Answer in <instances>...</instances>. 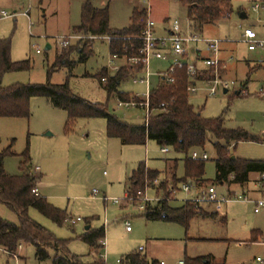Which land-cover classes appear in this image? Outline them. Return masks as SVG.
Masks as SVG:
<instances>
[{"label": "rangeland", "instance_id": "1", "mask_svg": "<svg viewBox=\"0 0 264 264\" xmlns=\"http://www.w3.org/2000/svg\"><path fill=\"white\" fill-rule=\"evenodd\" d=\"M83 2L0 0V11L13 15L0 18V38L11 40L12 61L28 59L30 64L27 70L5 74L0 72V83L2 86L17 83L44 84L49 81L61 84L69 80L75 94L91 102L108 103L109 109L121 119L141 124L146 119V110L119 106L116 96L109 98L107 90L101 86L105 84L97 76L111 56L109 41L106 38H89L74 31V27L81 22ZM231 2L233 12L228 20L209 23L192 31L187 6L177 0H92L97 8L108 6L112 28L122 29L129 25L134 8L142 10L150 6V15L156 21L155 28L160 33L178 25L182 35L193 33L200 38L222 39L221 58L227 62V72L221 70L219 74L229 84L228 92H224L225 87L219 85L216 93L209 95L205 84L199 82L200 90L190 92L189 101L201 111L204 118L222 117L226 128H243L263 138L264 100L258 95V90L264 80V68L258 65V69H251L264 60V51H249L241 35L245 28L251 27L259 37H264V9H252L255 3L264 5V0ZM243 12L246 13L245 18L241 17ZM60 36H72L70 44L61 47L56 40ZM86 42L93 50L86 60L79 61L80 54L74 51L70 58L75 62L72 67L58 61L63 49L82 48ZM48 44L51 49H46ZM197 46L202 48V55H209L203 42ZM125 61L123 63L128 67ZM203 63L202 59L198 61V65ZM168 64L167 61L151 59L149 71L153 74L163 72ZM131 73L129 71L128 75ZM208 73H212V69H206L205 75ZM158 78L157 75L150 78L149 88L157 85ZM245 83L243 95L237 96L236 91ZM119 90L144 96L148 87L144 83H133L129 77L121 83ZM67 120L66 111L53 107L45 97H33L30 100L29 117H0V151L10 148L16 154H21L28 147L32 168H40L37 183L39 193L55 206L67 210L69 219L59 226L36 209H31L30 215L58 238L70 239L69 250L79 255L85 264H97V259L105 264H120L124 255L141 249H144L148 258L163 259L167 264H178L185 256L197 255H213L217 261L226 259L228 264H264V243L260 235L259 241H252L255 232H261L264 240V209L255 213V204L251 201L206 204L218 216L194 218L188 229L175 222L147 220L144 217L145 210L139 208L141 199L138 193L125 198L132 169L140 161H145L148 168L165 171L169 168V162L178 159L176 174L184 177V154L173 149L165 154L153 141H148L146 145H122L118 139L107 136V122L104 118H78L70 129L66 127ZM214 142L216 138L209 134L205 148L195 149L199 153L206 151L209 156L205 162L206 181L203 185L213 184L219 194L230 191L231 195L235 193L242 196L243 191H246L252 200L263 198L262 192L252 191L256 175H252L251 181L244 187L236 183L221 184L215 181L217 152ZM230 149L235 158L264 159V143L260 141H242ZM193 151L189 153L190 156ZM20 160V156H7L6 171L12 175L19 174ZM156 180L149 187L141 189L147 199L151 200L149 203L155 204L164 194H168L171 199L177 198L171 201V205L180 206L188 197L183 190L176 192L170 173L164 178L158 175ZM161 182L165 189L157 192ZM0 216L11 222L18 221L16 214L2 203ZM77 217L82 221L73 224L71 219ZM89 219H92V227L104 226L106 230L105 246L97 254L91 252L90 247L80 238ZM127 221L129 231L126 229ZM50 255L51 258L39 261L35 247L22 244L15 257L0 248V264H51L55 251L50 250ZM257 257L263 259V262H258Z\"/></svg>", "mask_w": 264, "mask_h": 264}, {"label": "trees", "instance_id": "2", "mask_svg": "<svg viewBox=\"0 0 264 264\" xmlns=\"http://www.w3.org/2000/svg\"><path fill=\"white\" fill-rule=\"evenodd\" d=\"M187 6L188 19L194 28H203L205 25L222 20H228L233 12L231 0H177ZM146 10L134 8L128 26L122 29L112 28L108 6L97 8L92 0H84L81 7V22L74 27V31L83 36H110V53L123 56H139L142 41L139 36L145 27ZM77 51L79 61H84L93 53L91 45L84 43L82 48L71 47L63 49L58 61L72 67L71 54ZM30 69L29 60L19 62L11 59V40L0 38V72L2 74ZM131 68L121 67L112 76H108L106 68L97 76L100 80L107 77L104 88L108 96H116L119 102L135 100L142 101L137 96L118 90L119 84L128 76ZM142 69L138 66L136 70ZM49 77L51 72L49 71ZM174 83H167L160 79L150 91L148 119L141 124L129 123L115 115L108 103L91 102L75 94L69 85V80L61 84L47 82L17 83L2 86L0 83V117L26 118L30 116V100L36 96L45 97L50 104L67 112V129L73 126L78 118H104L107 122V136L118 139L123 145H146L148 141L155 142L159 147L168 146L176 152L184 154V177L177 178L174 166L172 175L173 187L176 192L181 191V184L187 181L195 182L198 186L206 181V160L193 159L190 152L195 149H204L208 135L216 138L214 147L217 152L215 181L223 183L245 184L249 181L251 173L264 172L262 159H232L231 146L242 141H262V138L250 134L243 128L230 129L224 126L222 117L204 118L201 111L196 109L189 101L187 86L189 76L186 68H178L173 73ZM237 96L242 90L236 91ZM164 104V106L162 105ZM12 146V145H11ZM7 156H20V173L9 174L5 169ZM159 172L151 170L141 161L131 172L129 188L126 198L144 187L152 185ZM31 166V156L28 147L16 154L10 148L0 151V203L7 206L17 216V222L8 221L0 216V248L9 256L17 254L22 244H31L35 247V255L39 261L51 258L50 250L55 251L51 264H85L79 255L69 250L70 239L58 238L52 231L37 222L30 215L31 209H36L43 216L56 225L62 226L68 219L67 210L52 204L47 197L35 194L38 179ZM161 182L157 192L165 189ZM168 194H164L155 204L147 203L144 217L147 220H164L175 222L189 228L191 220L195 217L215 218L217 213L208 214L200 207L190 202H183L180 206L171 205ZM224 219V218H223ZM90 224V220L88 221ZM105 227H90L80 238L95 254L104 248ZM258 236H253L256 241ZM97 264H105L101 260ZM120 264H161V261L148 258L144 249L124 255ZM184 264H227L225 261L215 262L211 256H185Z\"/></svg>", "mask_w": 264, "mask_h": 264}, {"label": "built area", "instance_id": "3", "mask_svg": "<svg viewBox=\"0 0 264 264\" xmlns=\"http://www.w3.org/2000/svg\"><path fill=\"white\" fill-rule=\"evenodd\" d=\"M264 9V5L259 3H255L252 6L253 10ZM13 15L8 14L4 10L0 11V18H7L12 17ZM155 21L152 19L150 15V9H146V16H145V27L142 31V34L139 36V39L142 41V46L139 50V56H123L121 57L119 54L114 53L111 54L109 60V67H111L115 72H118L121 68L120 65L116 64L117 60L120 58H124L127 64L135 69L138 66H142V71L145 72L144 77H133V82L136 83H144L147 85L148 90L146 94L143 96L144 98L142 101L137 102L135 100L129 102H120V105L126 107H141L146 110V119H148L150 115L149 109V99H150V76L152 75L149 71V63L151 59H161L167 60L170 56L163 50L164 47L170 46L172 52V59L171 64L168 70L165 73L160 74V77L164 79L167 83H174L173 73L178 68H186V71L189 76V84L187 86L188 93H196L200 90L198 87L199 81H202L206 88L205 90L208 91L209 95H213L216 93L217 88L219 85H223L225 88L229 86L226 81H223L222 76L219 74L221 70H224L225 66L221 64L220 60L218 59L219 51H220V44L222 40L220 39H207V38H200L197 35H188L183 36L180 34V29L178 25H175L172 28L171 34L165 37H159L156 35L155 32ZM72 36H60L57 37L56 40L60 43L61 47H66L70 44ZM89 38H106L108 41L111 40L110 36H89ZM244 43L247 44V48L249 51H255L257 49H261L264 51V37H259L258 33L251 27H247L244 29L242 34V39ZM205 41L207 43V49L210 52V57L204 60V64L207 66L208 69H212V73H208V75L200 74L197 68L193 65L184 61L182 56L186 53H189L193 44L197 42ZM36 50H39V47L34 45ZM136 70V69H135ZM201 77V79H199ZM108 78H102L103 83H107ZM258 95L264 99V83L260 86L258 90ZM164 106V104H162ZM171 150L170 147L164 146L161 147V151L163 153H169ZM193 159H200V160H207L209 158L208 153L202 152L199 153L198 151L194 150L191 154ZM39 167H35L33 172L36 176H39ZM157 181V180H156ZM258 185L263 190L264 189V172L260 173ZM199 188L193 182L187 181L181 184V190H183L188 195L191 194L194 190H198ZM33 192L35 194H39L38 188H34ZM94 195L97 194V191L93 190ZM138 198L141 199V203L139 205L140 209L145 210L146 204L149 203L151 200L147 199L146 193L142 191H138ZM127 196V195H126ZM161 199V198H159ZM158 199V200H159ZM248 195L243 193V195H236L234 194H219L217 192L216 187L213 184L207 185L203 189L198 190V194L193 197H187L184 202H190L195 206H202V204H215V203H229V202H236V201H250ZM114 202L118 203V199H113ZM264 207V197L258 200H255V212H259L261 208ZM80 217L74 219L72 218L71 221L73 224L81 221ZM126 229L130 230L129 222H125ZM105 245V241L103 242ZM17 256L14 254L13 257ZM104 257V254L102 255ZM258 262H263V259L260 257L257 258ZM161 264H166L165 262H161ZM178 264H184V261L181 260Z\"/></svg>", "mask_w": 264, "mask_h": 264}, {"label": "crops", "instance_id": "4", "mask_svg": "<svg viewBox=\"0 0 264 264\" xmlns=\"http://www.w3.org/2000/svg\"><path fill=\"white\" fill-rule=\"evenodd\" d=\"M152 1V0H151ZM150 9V13L152 12V10H151V8H150V6H148V7H143L142 8V10H146V9ZM244 13V12H243ZM242 14V13H241ZM245 15H246V13H245ZM152 17V16H151ZM153 19V18H152ZM154 20V19H153ZM155 21V20H154ZM155 23H156V21H155ZM128 26V25H127ZM156 26V25H155ZM126 27V26H125ZM190 27H191V30L193 29L194 30V27L192 26V25H190ZM179 29H180V27H179ZM192 30V31H193ZM180 31V34L182 35V31L181 30H179ZM155 32H156V35L157 36H159V37H165V36H168V34H171V32H172V28H170V29H165L164 30V33H160V32H158L157 30H156V28H155ZM243 34V33H242ZM188 35H193V33H189V34H187V35H183V36H188ZM241 37H242V35H241ZM203 38H207V39H218V38H213V37H203ZM241 39V38H240ZM220 40H222V39H220ZM201 42H203L204 44H205V48H206V50L208 51V49H207V43L205 42V41H201ZM222 42H223V40H222ZM222 42H221V44H220V51H219V55H218V59L220 60V62H221V64H223L224 66H225V68H224V70H226V72H227V62H226V60L225 59H223V58H221V51L223 50V48H222ZM198 43H200V42H197V43H195V44H193L192 45V47H191V50H190V52L189 53H186V54H184L183 56H182V59L184 60V61H187L188 63H190V64H193L196 68H197V70L199 71V73L200 74H203V75H205V73H206V69H208L207 68V66L203 63L202 65H198V61L199 60H205L206 58H209L210 57V52H209V55H202L203 54V52H202V48H200L199 46H197L198 45ZM49 45V48L48 49H51V45L50 44H48ZM163 50L170 56V58L169 59H167V60H163V61H167V62H169V64H168V67H167V69L165 70V71H163V72H161V71H159V72H156V73H152L151 72V76H150V78L153 76V75H157L159 78V80L160 79H162L161 77H160V74H162V73H165L167 70H168V68H169V66H170V64H171V59H172V52H171V48H170V46H166V47H164L163 48ZM111 57V56H110ZM153 59H156V58H153ZM109 60H110V58H109ZM109 60H108V64L104 67V68H106L107 69V71H108V76H112V75H115L117 72H115L111 67H109ZM158 60H161V59H158ZM123 61H125L124 60V58H120V59H118L117 60V62H116V64H118V65H120L121 67H125V64L123 63ZM126 62V61H125ZM261 63H258V64H256L252 69H251V71H253V70H255V69H258L257 68V66L258 65H260L262 68H264V60H262V61H260ZM129 68H131L130 66H128ZM260 67V68H261ZM132 70L130 71V72H133V73H131L130 75H128L126 78H132V81H133V77H144L145 75H141V74H145V72H143L142 71V69H140V70H136V71H134L135 69H137V68H135V69H133V68H131ZM226 72H225V74H226ZM126 78L124 79V80H126ZM199 79H201V77H199ZM123 80V81H124ZM159 80H158V82H159ZM122 81V82H123ZM121 82V83H122ZM199 82H202V81H199ZM101 83H103L102 81H101ZM121 83L119 84V86L121 85ZM134 83V82H133ZM247 83V82H246ZM246 83L245 84H242V87H240L238 90H242V95H243V92L246 90ZM264 83V80H263V82L260 84V86L262 85ZM105 84V83H104ZM137 84V83H136ZM101 86L102 87H104V85L103 84H101ZM119 86H118V90H119ZM260 86H259V88H260ZM226 90H227V92H228V88H225ZM224 89V90H225ZM152 90V88H150V91ZM120 91V90H119ZM123 92V91H122ZM129 94V93H128ZM131 96H137L138 98H140L141 100L144 98L143 96H139V95H134V94H130ZM111 97H114V96H111ZM111 97H109V98H111ZM143 97V98H142ZM118 100V99H117ZM264 100V99H263ZM119 106H122V105H120V102H119ZM135 108H139V107H135ZM141 108V107H140ZM262 138V137H261ZM115 139V138H114ZM250 141V140H249ZM260 142H263L264 143V136H263V138H262V141H260ZM121 143V142H120ZM122 144V143H121ZM147 144V143H146ZM123 145V144H122ZM262 160H264V159H262ZM178 159H174L173 161H171V162H169V168H167L165 171H158V170H156V171H158L159 172V177L161 176V177H165V175H167L168 173H172L173 172V169H174V166L176 167V169H175V174H176V170H177V167H178ZM141 162V161H140ZM139 162V163H140ZM138 163V164H139ZM137 164V165H138ZM137 167V166H136ZM135 167V168H136ZM134 168V169H135ZM134 169H132V171L134 170ZM149 169H151V168H149ZM151 170H155V169H151ZM131 171V172H132ZM40 175V174H39ZM172 175V174H171ZM252 175H256V177L254 178V182H255V186H254V189L252 190V191H256V192H262L263 193V195H262V197H264V189L262 190L260 187H257L258 186V180H259V175H260V173H251L250 174V176H249V181L247 182V183H245V184H238V185H240V186H246L250 181H251V176ZM176 176H177V178H182V177H179L177 174H176ZM130 177V176H129ZM128 180H129V178H128ZM193 183H195V182H193ZM196 185H197V183H195ZM224 184V183H223ZM207 185H209V184H206V185H200V186H198L197 185V187L199 188V189H203V188H205ZM38 188V187H37ZM198 189V190H199ZM39 190V189H38ZM198 190H194L191 194H189L188 195V197H193V196H196L197 194H198ZM127 192H128V190H127ZM243 193H245V194H247V192L246 191H243ZM40 194V193H39ZM221 194H226V193H221ZM227 194H231V192L229 191V193H227ZM126 195H127V193H126ZM126 198V197H125ZM127 199V198H126ZM252 203H254L255 204V200H250ZM230 203V202H229ZM229 203H224V204H229ZM200 208L204 211V212H206V213H208V214H211V213H216L214 210H213V208H211L210 206H206V204H202V206H200ZM255 209V208H254ZM264 209V207H262L261 208V210L260 211H262ZM259 211V212H260ZM254 212H255V210H254ZM259 212H255V213H259ZM78 218V217H77ZM195 218H198V219H201V218H199V216L198 217H195ZM90 220V222H91V220L92 219H89ZM88 220V221H89ZM82 221V220H81ZM88 221H87V225L85 226V230H88V229H86V227L87 226H89V228L91 227V224H88ZM80 222V221H79ZM78 223V222H77ZM77 223H75V224H77ZM84 230V231H85ZM127 231H129V230H127ZM258 234L260 235V238L262 239V242L264 243V240H263V234L261 233V232H255V235H253V236H258ZM253 236H252V239H253ZM201 240H205V239H201ZM256 241H259V237H258V239L256 240ZM21 248V247H20ZM197 256H199V255H197ZM201 256V255H200ZM209 256H211L213 259H214V261L215 262H221V261H217L216 260V258L213 256V255H209ZM196 257V256H195ZM185 258V257H184ZM257 258H259V257H257ZM257 258H256V260H257ZM154 259H157V258H154ZM158 260H160L161 262L163 261V262H165L166 263V261L165 260H163V259H158ZM181 261V260H180ZM183 261H184V259H183ZM223 261H225L226 262V259H224ZM227 263V262H226ZM167 264V263H166ZM228 264V263H227ZM245 264V263H244Z\"/></svg>", "mask_w": 264, "mask_h": 264}, {"label": "water", "instance_id": "5", "mask_svg": "<svg viewBox=\"0 0 264 264\" xmlns=\"http://www.w3.org/2000/svg\"><path fill=\"white\" fill-rule=\"evenodd\" d=\"M241 17H242V18H245V17H246L245 13H242V14H241ZM48 48H49V45L46 46V49H48ZM224 92H227V90L225 89ZM47 134H48V135H51L50 132H48ZM232 159H235V156H232ZM86 229H89V226H87Z\"/></svg>", "mask_w": 264, "mask_h": 264}]
</instances>
